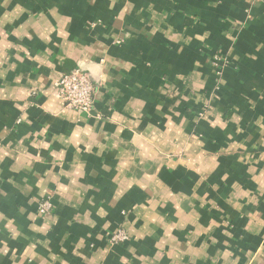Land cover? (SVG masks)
<instances>
[{
    "label": "crops",
    "instance_id": "obj_1",
    "mask_svg": "<svg viewBox=\"0 0 264 264\" xmlns=\"http://www.w3.org/2000/svg\"><path fill=\"white\" fill-rule=\"evenodd\" d=\"M0 264H264V0H0Z\"/></svg>",
    "mask_w": 264,
    "mask_h": 264
},
{
    "label": "built area",
    "instance_id": "obj_2",
    "mask_svg": "<svg viewBox=\"0 0 264 264\" xmlns=\"http://www.w3.org/2000/svg\"><path fill=\"white\" fill-rule=\"evenodd\" d=\"M58 96L65 108L71 109L80 114L92 115L95 104V85L90 75L81 68L75 69L63 75L58 83ZM53 210L50 199L41 203L40 214L47 215ZM129 240L128 233L119 229L111 236V244L125 243Z\"/></svg>",
    "mask_w": 264,
    "mask_h": 264
}]
</instances>
